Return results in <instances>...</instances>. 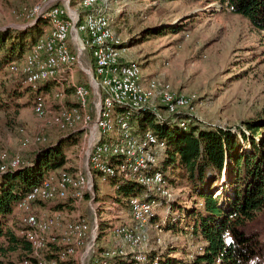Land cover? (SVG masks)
<instances>
[{"label": "rangeland", "instance_id": "obj_1", "mask_svg": "<svg viewBox=\"0 0 264 264\" xmlns=\"http://www.w3.org/2000/svg\"><path fill=\"white\" fill-rule=\"evenodd\" d=\"M80 1L0 0V29L13 27L16 29V26L22 24L27 25L20 29L32 26L36 19L27 15L34 6L41 8L43 4L44 7L66 5L65 2H67L69 8H78L77 4ZM47 2L50 4H46ZM103 3L110 18L113 34L120 42L119 47L125 49L121 52L122 58L125 61L135 62L139 66L142 84L148 86L150 79L159 78L170 85L175 95L183 94L187 98V104L178 114L195 115V119L209 125L232 128L242 125L245 120L264 115V36L251 26L247 18L230 12L226 5L217 2L206 4L202 1L186 0H105ZM27 20H31V23H26ZM174 23L182 24V29L177 32L166 30L148 39L141 37V31L147 27ZM48 29V23H43L38 37L46 35ZM71 37L70 35L69 41L76 54L77 47ZM29 48L19 60L9 63V71L15 76H18V72L11 67L17 68L22 64ZM72 69L73 72L76 71V77L81 74L83 77L75 79L72 72V81L70 78L68 80L89 87L92 91L90 98L94 101L93 81L90 82L86 74V70L91 71L87 54L85 66L80 55L78 58L76 56ZM15 76L5 73V68L0 72V101L5 103L0 108V165H7L11 161L17 162L14 167L1 172L0 176L4 172L15 170L31 162L32 154L38 148L57 141L63 135L79 132L81 135L79 142L65 150L67 162L63 169L80 179L79 187L82 196L74 198L67 194L65 198L54 199L53 202L39 205L42 210L49 209L46 210L48 213L62 211V213L56 212L61 215L62 224L77 219H84L88 223L92 221L90 238L92 246L90 245L88 250L89 261H86V264H91L95 255L98 258L97 253L109 251L117 255L119 250L125 253L131 252V243L135 242L136 238L134 237V240L129 236V232H119L123 226L146 234V241L141 243L145 254L161 247L162 251H174L173 256L180 259L177 264H188V253L194 251L195 245L201 241L195 235H191L190 229H187L189 227H186V221L180 223V226L186 228L162 229L161 227V230L152 226L154 223L152 220L149 226V222L142 227L135 224L132 221L128 199L122 196L119 199L115 198V184L108 181V178L112 176L106 177L92 169L90 165L89 153L93 146V139L96 140L95 138L98 137L97 132L91 139L92 127H84L82 121L78 122L73 129L60 128L61 107H77L73 87L69 83L66 84V94L58 97L55 94L52 95L56 87L54 80L49 81L53 83L51 86L48 85L51 83L46 82L30 85L32 89L22 81L20 84ZM14 85L16 89L12 91L10 87ZM43 85L46 86L41 88ZM68 89H71L70 92L73 94L71 102L67 101ZM29 90L32 93H29ZM39 101H42L44 105L41 112L36 109V103ZM156 108L158 110L155 118L160 119L163 114L176 115L168 113L163 104H157ZM91 109L93 114V104ZM38 138L42 140L38 141ZM161 151L157 150L158 162ZM3 154L5 157H2ZM50 175L56 176V174ZM115 177L133 180V177L129 175L126 178ZM176 186V184H170L171 189L167 187L170 196L155 209V212L160 214L159 218H162L163 224L162 205L169 203L173 197L178 198L180 203L186 206H193L194 200H199L197 196L189 197L188 189L182 184L180 187ZM145 187L148 191L141 196L158 192L153 186L145 185ZM217 191L216 194H218ZM61 193L64 194V192ZM157 198L161 199L159 196ZM89 201H91L92 212ZM19 202L16 204L15 215L9 225L16 236H18L17 228L22 226L20 218L24 213L18 206ZM37 203L39 202L33 203L34 209ZM38 217L47 218L40 215ZM56 231L59 229L53 227L50 233L58 234L55 242L63 245L60 239L63 235ZM0 241L2 245L8 240L2 236ZM65 242L69 241L65 240ZM82 247L73 252L72 256L66 255L59 264H85L81 260L84 253ZM45 249L34 250L31 246V258L44 257ZM24 252L27 250L19 247L15 250L0 249V264H20L25 257Z\"/></svg>", "mask_w": 264, "mask_h": 264}, {"label": "trees", "instance_id": "obj_2", "mask_svg": "<svg viewBox=\"0 0 264 264\" xmlns=\"http://www.w3.org/2000/svg\"><path fill=\"white\" fill-rule=\"evenodd\" d=\"M186 1L226 5L230 12L247 18L264 36V0ZM43 23L47 20L38 18L30 27L0 29V72L5 68V73L15 76L9 71V63L22 57L37 39ZM182 27L179 23L155 25L142 30L141 37L148 39L166 30L177 32ZM15 77L21 84L22 77ZM10 89L13 91L16 86ZM0 104V108L5 105L1 101ZM135 115L139 132L150 129L165 142L155 169L164 175L166 187L182 184L188 189L189 197H199L193 206L182 205L175 197L162 205V229L189 227L191 235L201 241L188 253V264H264V115L245 120L235 128L209 125L195 119V115L184 113L163 114L159 119L152 111L142 109ZM80 136L75 132L38 148L31 162L0 176V237L8 240L2 245L0 241V249H25L23 259L35 264L37 257L31 258L29 242L18 234L22 226L17 228L16 236L9 226L10 221L15 215L16 204L27 191L50 174L68 172L63 169L67 162L65 150L78 143ZM108 181L115 184L116 199L121 196L128 199L148 191L134 180L110 177ZM159 217L156 213L152 221H161ZM181 221H186V227L180 226ZM160 248L149 252L146 264L180 262L173 256L174 251ZM60 249L57 243L48 244L45 256L38 258L57 259ZM112 261L113 264H126L128 259L115 257Z\"/></svg>", "mask_w": 264, "mask_h": 264}, {"label": "bare ground", "instance_id": "obj_3", "mask_svg": "<svg viewBox=\"0 0 264 264\" xmlns=\"http://www.w3.org/2000/svg\"><path fill=\"white\" fill-rule=\"evenodd\" d=\"M104 1L81 0L75 12L70 10L72 15L58 5L46 6L44 11H38L42 9L39 6L31 8L27 17L45 18L49 29L46 35L38 37L33 42L22 64L11 69L18 72L23 83L28 85L54 80L56 87L52 95L55 94L58 97L64 96L66 84L69 83L73 87L77 107H61L60 128L73 129L80 121L83 122L84 127H88L91 121V115L87 114L91 90L84 84L68 81V77L73 72L76 55L69 45L72 29L67 23H73L74 16L75 32L78 33L80 44L90 56L92 63L89 78H92L93 83L96 84L100 96L95 118V130L98 137L92 142L93 146L89 153L90 165L92 169L106 177L126 178L129 175L137 183L156 188L158 192H152L148 196L139 195L128 198L132 221L141 227L149 222V226L157 206L170 196L164 175L160 170L155 169L158 163L157 150H163L165 142L150 129L139 132L136 127L135 112L145 109L152 111L156 116L158 110L156 105L163 104L168 113L178 114L187 104V98L183 94L175 95L170 85L159 78L150 79L148 86L142 84L139 66L135 62L125 61L122 58L121 52L125 49L119 47L120 42L113 34ZM73 36L78 42L74 32ZM101 60L105 66L104 71L100 66ZM36 104V109L41 112L44 109L43 102L39 101ZM87 105L88 108H86ZM100 136L102 138H99ZM41 140L42 138H38V141ZM154 143L161 146L152 148ZM2 157L5 155L3 154ZM16 163L11 161L7 165H0V173L9 167H14ZM79 186L80 179L76 175L61 171L56 176L48 175L22 196L18 206L24 213L20 218L22 228L18 230V234L24 237L34 250H43L48 244L56 243L58 234L50 233L53 227L59 229L56 232L63 235H59L63 245L57 243L61 246L57 253L58 258H37L35 264H59L66 255L73 254L77 247L86 245L89 223L84 219L66 221L62 224L59 213L55 212L56 214L50 217L41 218L33 210V203L38 200L54 201V199L67 197V194L80 198L82 193ZM162 225L163 220L152 224L157 230H161ZM119 232H129V236L136 238V240L134 238L135 242L131 243V252L125 253L119 250L117 255L109 251L97 253L98 258L95 255L91 264H113L112 259L115 257L123 260L127 258L126 264L147 262L148 254L142 251L141 246V243L146 241V234L143 231H135L133 228L126 229L125 226L121 227ZM106 258L108 259L105 260ZM94 259L97 261L93 262ZM20 264H32V262L23 259Z\"/></svg>", "mask_w": 264, "mask_h": 264}, {"label": "crops", "instance_id": "obj_4", "mask_svg": "<svg viewBox=\"0 0 264 264\" xmlns=\"http://www.w3.org/2000/svg\"><path fill=\"white\" fill-rule=\"evenodd\" d=\"M62 7V6H61ZM68 7V6H67ZM77 8H69L68 7V10H67V12L69 13V15H72L71 13H70V10H73L74 12H75V10H76ZM26 23H31V20L30 21H28L27 20V22ZM25 25H27V24H22V25H18V26H16V29H20V28H22V27H24ZM14 28V27H13ZM70 35L72 36L71 38H72V40H73V42L75 43V45H76V47H77V50H76V56H77V58L82 54V49L86 52V50L84 49V47L80 44V46L78 45V42H76V40L74 39V36H73V32L71 31L70 32ZM69 38H70V36H69ZM70 40V39H69ZM69 45H70V48H71V50L73 51V48H72V44H71V42L69 41ZM74 52V51H73ZM86 54H87V56H88V58H89V60H90V67H91V69H92V66H91V59H90V56L88 55V53L86 52ZM80 73V72H79ZM86 74L88 75V76H91V71L89 72V71H86ZM73 75H74V77H75V79H82V74L81 75H79V77H76V71H74L73 72ZM70 78V81H72V75L70 76V77H68V79ZM69 81V80H68ZM73 83V82H72ZM94 84V83H93ZM67 88V87H66ZM70 91H72L71 89L69 90H67V92H68V95H67V101H69V102H71V101H73V94L70 92ZM95 91V90H94ZM65 94H66V91H65ZM64 94V95H65ZM91 94H92V91H91ZM99 99H100V96H99V94L97 93V105H98V101H99ZM94 101H95V97H94ZM91 98L89 99V109H87V114L89 113V115H91V117H92V112H91V107H92V104H93V102H94ZM67 108H70V107H68L67 106ZM96 116H97V108H96ZM96 118V117H95ZM84 126V125H83ZM83 126H81V127H83ZM80 127V128H81ZM91 127H92V125H91ZM88 128H89V126H88ZM82 129V128H81ZM90 132H91V128H90ZM55 201H58V200H55ZM42 202H53V201H42ZM40 204V202L39 203H37L36 204V207H35V209L33 208V210H34V212L35 213H37V215L39 216H42V217H50L52 214H54L55 212H60V213H62V211H58V210H56V211H54L53 213H48V212H46V210H49V209H44V210H42V208H41V206L39 205ZM39 213V214H38ZM82 248H84V253H86V245H84ZM79 249V247H77L76 248V250H78ZM84 253L82 254V262H85V258H84ZM88 254V253H87ZM73 254H71V256H72ZM62 261V260H61ZM86 261H89V258H87L86 259ZM59 263H60V261H59Z\"/></svg>", "mask_w": 264, "mask_h": 264}, {"label": "built area", "instance_id": "obj_5", "mask_svg": "<svg viewBox=\"0 0 264 264\" xmlns=\"http://www.w3.org/2000/svg\"><path fill=\"white\" fill-rule=\"evenodd\" d=\"M66 5H59L58 6H62L63 9H67L68 10V7H67V2H65ZM64 3V4H65ZM46 4H50L49 2H47ZM38 11H44V4L42 6V9L38 10ZM65 23V22H64ZM67 24H70L71 25V29H72V32H74V34L77 36V39H78V45L80 46V41H79V38H78V33L75 32V26H74V16H73V23H67ZM81 59L83 61V64L85 66V60H86V52L82 49V54H81ZM100 66L102 68V70L104 71V68L105 66H103L102 64V60L100 61ZM87 71V70H86ZM90 82H92V78H90ZM93 88L95 90V101L93 102V114H92V121H90V124L92 125V135H91V139L94 137L96 131H95V115H96V108H97V93H98V89L96 88V85L93 84ZM130 92V90H129ZM106 94V92H105ZM149 108V107H148ZM156 146H161V145H157L156 143H154L153 147L152 148H156ZM99 151V149H98ZM9 160H10V154H9ZM22 163H24V161L22 160ZM10 168V167H9ZM8 168V169H9ZM88 162H87V155H86V171H87V175H88ZM89 205H90V211H91V201H89ZM92 212V211H91ZM91 234H92V221L89 222V227H88V241L86 244V253H84V258H85V264H86V259H87V253H88V250L90 249V238H91ZM108 258H106L105 260H107ZM97 260L94 259L93 262H95Z\"/></svg>", "mask_w": 264, "mask_h": 264}, {"label": "water", "instance_id": "obj_6", "mask_svg": "<svg viewBox=\"0 0 264 264\" xmlns=\"http://www.w3.org/2000/svg\"><path fill=\"white\" fill-rule=\"evenodd\" d=\"M35 21H36V20H35ZM73 133H74V132H73ZM70 134H72V133H70ZM67 135H68V134H67ZM63 136H66V135H63ZM63 136H62V137H63Z\"/></svg>", "mask_w": 264, "mask_h": 264}]
</instances>
